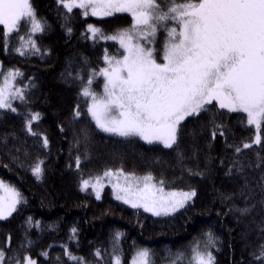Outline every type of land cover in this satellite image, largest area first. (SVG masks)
<instances>
[{"label": "trees", "instance_id": "trees-1", "mask_svg": "<svg viewBox=\"0 0 264 264\" xmlns=\"http://www.w3.org/2000/svg\"><path fill=\"white\" fill-rule=\"evenodd\" d=\"M30 3L44 26L33 36L34 47L26 43L33 35L27 19L19 33L7 35L0 25L2 74L21 73L23 92L13 108H0V179L21 197L12 216L0 221L4 264L10 257L18 264L28 257L36 264H114L117 257L130 264L139 249L148 251L149 264H174L197 246L211 251L214 264H260L255 254L264 244V124L257 144L246 114L213 102L206 106L212 111L181 122L172 148L101 131L82 90L101 93L105 57L124 54L104 37L131 28L133 18L96 19L83 9L68 12L60 0ZM89 25L103 36L93 38ZM36 113L40 118L32 120ZM39 161L41 178L32 171ZM106 171L151 175L166 190L196 195L177 213L157 217L118 201L110 188L99 198L82 189L84 180Z\"/></svg>", "mask_w": 264, "mask_h": 264}, {"label": "snow or ice", "instance_id": "snow-or-ice-1", "mask_svg": "<svg viewBox=\"0 0 264 264\" xmlns=\"http://www.w3.org/2000/svg\"><path fill=\"white\" fill-rule=\"evenodd\" d=\"M61 2L68 12L73 8L84 9V15H88L90 9L93 16L126 12L134 21L133 27L104 37L119 41L126 55L122 54V59L105 57L108 67L99 73L106 80L103 95H97L90 87L82 90L84 97L91 98L87 111L101 131L124 138L139 137L148 144L159 142L172 148L177 142L181 122L199 116L202 111H212L206 106L213 105V102L219 109L246 114L247 124L254 125L257 132L264 124V0ZM25 17V27L30 23L32 33L44 31L30 0H0V25L6 29V34L19 33L20 22ZM88 31L93 38L98 33L103 36L100 29L92 25ZM158 32L165 33V42L160 48L152 46ZM141 40L147 43L142 44ZM28 43L35 46L31 38ZM19 75L18 71H10L6 86ZM92 82L89 78L87 85ZM6 93L12 95L7 87H0V108L11 107ZM15 95L20 97L22 93L17 91ZM80 115L79 111L75 113L76 117ZM39 118V113L31 117L32 120ZM44 143H48L47 139ZM255 143H260L259 135L255 137ZM251 146L248 143L243 145L244 148ZM42 164L43 161H39L32 168L37 178L42 177ZM105 175L119 177L124 174L106 171ZM124 179L128 181L129 177L124 176ZM131 179L133 183L127 187L114 185L119 189L116 198L130 203L133 208L143 207L154 215L177 211L196 195L195 191L172 192L168 193L170 199L164 201L157 195L163 192V188L152 183L151 175ZM159 184L162 185L163 181ZM99 185V179L95 183L83 181L84 189L96 188L97 198L100 196ZM0 190L6 194L0 196V220H4L16 211L21 197L15 188L3 181H0ZM177 196L179 199H175ZM240 211L247 212L248 209ZM72 231L75 234L76 229ZM208 236L209 243H212L211 233ZM255 255L260 264H264V244L259 246ZM137 256L138 260L133 264H149L147 250L139 251ZM69 257L80 259L71 254ZM26 259L27 264H35L31 258ZM194 260L195 264H214L210 251L197 250ZM4 262L5 252L0 249V264ZM7 264H18V261L16 257H10ZM116 264H120L119 257Z\"/></svg>", "mask_w": 264, "mask_h": 264}, {"label": "rangeland", "instance_id": "rangeland-1", "mask_svg": "<svg viewBox=\"0 0 264 264\" xmlns=\"http://www.w3.org/2000/svg\"><path fill=\"white\" fill-rule=\"evenodd\" d=\"M60 3L63 5V3L61 2V0H60ZM74 9H80V8H73V10ZM84 10V9H83ZM88 12H89V16L90 17H93V18H96V19H105V18H108V17H111V16H113V15H116V14H127V15H130L129 13H126V12H116V13H114L113 15H111V16H101V15H97V16H93V15H91V10L89 9L88 10ZM131 16V15H130ZM23 19H27L26 17L25 18H23ZM133 25H134V23H133ZM133 27V26H132ZM5 31H6V29H5ZM34 34L35 33H33V35H32V37H30L33 41H34ZM7 35H10V34H7ZM149 39H151V38H149ZM29 40V39H28ZM28 40H27V44H29L28 43ZM114 41H116L119 45H120V43H119V41H117V40H114ZM142 44H146L147 43V41H145V40H141L140 41ZM165 42V33H163V32H158L157 33V36H156V38H155V44L154 45H152V46H154V47H156V48H160L162 45H163V43ZM25 43V44H26ZM25 47H27V45H25L24 46V48ZM120 47H121V45H120ZM122 49H123V51H124V48L123 47H121ZM124 55H126V53H125V51H124ZM120 59H122V58H120ZM108 67V65L105 67V68H107ZM104 69V68H103ZM102 69V70H103ZM101 70V71H102ZM10 71H16V70H10ZM9 71V72H10ZM9 72H7L6 74H2V64H1V62H0V87H7L8 88V90L12 93V95H8L7 93H6V99L8 100V102L10 103V105H11V107L10 108H13V106H14V103L15 102H17V101H21V99H22V96H23V92H22V88L17 84V79L19 78V76H16L13 80H11L10 81V83L9 84H7V86H6V83H5V81L8 79V74H9ZM101 77L103 78V87H102V91H101V93L100 94H97V95H103V89H104V84L106 83V80H105V77L104 76H102L101 75ZM17 91H20L21 93H22V96H20V97H18V96H16L15 95V93L17 92ZM91 99V98H90ZM91 103H92V101H91ZM9 107H6V108H2V109H8ZM223 110H226V109H223ZM227 111V110H226ZM252 127H254L255 128V126L254 125H251ZM256 130V129H255ZM256 133H257V135H259V131L257 132V130H256ZM256 135V136H257ZM142 140V139H141ZM142 141H144V140H142ZM145 142V141H144ZM154 143H159V142H154ZM159 144H162V143H159ZM163 145V144H162ZM164 146V145H163ZM108 172H112V173H118V172H122V171H108ZM124 175H122V176H119V177H117V176H115V175H113V176H106L105 175V173H103L102 175H100V176H97V177H94V178H92V179H86V180H90V181H92L93 183H95V180L96 179H99L100 180V185L98 186L99 187V191H100V196L99 197H101L102 196V194H103V192H104V190H105V188H110L111 189V191H112V195L114 196V198L115 199H117L116 198V196H117V192L119 191V189L118 188H116V187H114V185H117V184H119V186L121 187V188H123V187H127L129 184H132L133 183V180L131 179V177H136L137 179H140V178H142V177H144V176H148V175H135V174H129V173H125V172H122ZM124 176H128L129 177V180L128 181H125V179H124ZM0 181H2L1 179H0ZM152 183L153 184H156L157 185V187H162L159 183H157L154 179L152 180ZM4 184H6V183H4ZM6 185H8V184H6ZM9 187H12V186H10V185H8ZM13 188V187H12ZM163 188V187H162ZM82 189L83 190H91V192H93L94 194H95V196L97 197V195H96V188L95 187H92V186H89L87 189H84L83 188V182H82ZM192 190H188V191H176V190H172V191H170V190H166L165 188H163V192L162 193H157V195L159 196V197H162L163 198V200L164 201H168L170 198H169V196H168V193H172V192H175V193H183V192H191ZM4 195H6L4 192H3V190H0V196H4ZM120 195H124V193L123 192H120ZM175 199H179V196H177V197H175ZM194 199V197H192V199L191 200H189V201H187L186 203H185V205H187L188 203H190L192 200ZM118 201H120V202H122V203H124V204H126V205H128V206H130V207H132L131 206V204L130 203H125L122 199H117ZM18 205V204H17ZM184 205V206H185ZM183 206V207H184ZM183 207H181V208H179L177 211H174V212H170V213H168V214H164L163 212L161 213V215H154L151 211H146V212H148V213H150V214H152V215H154V216H157V217H162V216H171V215H173V214H175V213H177L179 210H181ZM16 208H17V206H16ZM133 208V207H132ZM140 209H142V210H144V208L143 207H139ZM145 211V210H144ZM15 212V211H14ZM13 212V213H14ZM12 213V214H13ZM12 214L9 216V217H7V219L8 218H10L11 216H12ZM4 220H6V219H4ZM0 221H3V220H0ZM141 250H145V249H139V250H137L136 252H135V254L133 255V257H132V259H131V262H130V264H133V261H137L138 260V256H137V254H138V252L139 251H141ZM201 251V252H204V251H210L209 249H206V250H200L198 247H195L194 249H193V252L190 254V255H180V256H178V257H176L175 258V260L173 261V263L174 264H177V263H183V262H188V263H192V264H195V260H194V257H195V253H196V251ZM211 252V251H210ZM28 258H30V257H28ZM33 261H35V264H36V260L35 259H33V258H31ZM116 261H117V259L115 260V263L114 264H116ZM119 261H120V264H122V260H121V258H119ZM25 264H27V259H26V261H25Z\"/></svg>", "mask_w": 264, "mask_h": 264}]
</instances>
